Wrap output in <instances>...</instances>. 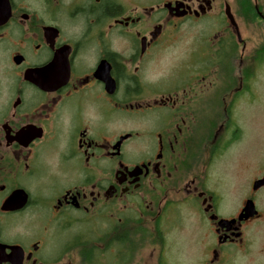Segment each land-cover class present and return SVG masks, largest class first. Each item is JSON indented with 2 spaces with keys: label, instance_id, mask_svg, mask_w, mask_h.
<instances>
[{
  "label": "flooded vegetation",
  "instance_id": "flooded-vegetation-1",
  "mask_svg": "<svg viewBox=\"0 0 264 264\" xmlns=\"http://www.w3.org/2000/svg\"><path fill=\"white\" fill-rule=\"evenodd\" d=\"M260 2L0 0V264H126L129 207L156 264L182 234L197 264H264ZM214 9L217 42L177 59L175 25Z\"/></svg>",
  "mask_w": 264,
  "mask_h": 264
},
{
  "label": "rangeland",
  "instance_id": "rangeland-1",
  "mask_svg": "<svg viewBox=\"0 0 264 264\" xmlns=\"http://www.w3.org/2000/svg\"><path fill=\"white\" fill-rule=\"evenodd\" d=\"M258 1L263 2L264 0ZM219 17V10L214 9L207 17L193 20L187 19L185 21L177 23L175 25V29L173 30V34L171 35V40L169 41L172 44V47L175 48L176 58H182V56L184 55V51L182 49H185L189 44L199 42L208 44L216 43V33L219 29ZM244 17L246 23H243L244 20L242 19L239 20L243 37L246 38L249 49H252V46H254V44L257 48L264 43V29L261 28L262 26L259 25L260 22H258L257 20L253 23L252 21L248 22V20L250 19L249 15H245ZM182 60L183 59H181L180 61L178 60V63H183ZM253 67L254 63L252 65H249L248 70L252 72L254 70ZM260 72L261 76H259V82L257 84L258 89L256 88L257 90L255 93V105H253V108H251L248 112L249 115L252 116V118H249L248 122L246 123V128L249 130L250 136V146H247L246 150H253L255 155L264 147V67ZM260 72L255 68L256 76L260 75ZM247 115L245 114L246 117H248ZM229 157L230 159H235L238 157V155L237 153H235L230 155ZM130 202L131 201H129V203ZM134 216L136 215L133 208L129 207V219L127 220V225L128 232H131L133 234L131 235L132 239H130V241L133 243V247L126 264H156L157 255H152L154 247L151 243H148L141 234L140 235L142 237L139 234L137 235V233L140 232V229L137 222H134V220L132 219L134 218ZM189 227H191L190 224ZM100 228L102 230L105 229L104 226H100ZM72 231H78L80 235L84 236L89 234L88 228L85 226L76 227L74 230L70 229L69 233H71ZM97 231L95 230L94 232H92V235L96 236V240H98V236H100L102 233H98ZM174 240L177 247L180 249V251L175 250L174 252L180 253L175 255L173 253V256L182 257V259H172L173 261L171 262L180 264L179 262H181L182 260L185 264H197L195 262L196 251L190 252L189 250H187V248L190 246L189 236L186 234H182L180 237L174 235ZM258 248L259 246L257 247V249Z\"/></svg>",
  "mask_w": 264,
  "mask_h": 264
},
{
  "label": "water",
  "instance_id": "water-1",
  "mask_svg": "<svg viewBox=\"0 0 264 264\" xmlns=\"http://www.w3.org/2000/svg\"><path fill=\"white\" fill-rule=\"evenodd\" d=\"M171 5H172V3L166 4V6L169 7V8H171ZM173 8H177L178 9L179 8V5H178V7H173ZM184 13L185 12H182L179 15H184ZM227 15H228L229 19L231 20V22H233L237 26V24L235 23V19L233 17V14L231 13L230 9H228Z\"/></svg>",
  "mask_w": 264,
  "mask_h": 264
},
{
  "label": "trees",
  "instance_id": "trees-1",
  "mask_svg": "<svg viewBox=\"0 0 264 264\" xmlns=\"http://www.w3.org/2000/svg\"><path fill=\"white\" fill-rule=\"evenodd\" d=\"M241 1L245 2L246 0H241Z\"/></svg>",
  "mask_w": 264,
  "mask_h": 264
}]
</instances>
